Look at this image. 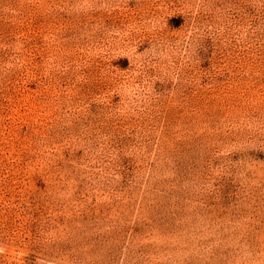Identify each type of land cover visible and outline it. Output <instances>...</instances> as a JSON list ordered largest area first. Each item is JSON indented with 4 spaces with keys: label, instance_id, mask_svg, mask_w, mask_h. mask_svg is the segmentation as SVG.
Returning <instances> with one entry per match:
<instances>
[{
    "label": "rangeland",
    "instance_id": "obj_1",
    "mask_svg": "<svg viewBox=\"0 0 264 264\" xmlns=\"http://www.w3.org/2000/svg\"><path fill=\"white\" fill-rule=\"evenodd\" d=\"M0 264H264V0H0Z\"/></svg>",
    "mask_w": 264,
    "mask_h": 264
}]
</instances>
